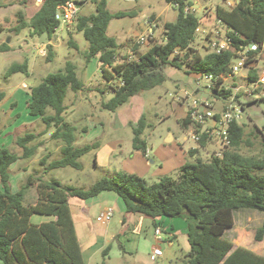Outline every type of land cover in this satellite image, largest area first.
I'll list each match as a JSON object with an SVG mask.
<instances>
[{
  "label": "trees",
  "instance_id": "obj_1",
  "mask_svg": "<svg viewBox=\"0 0 264 264\" xmlns=\"http://www.w3.org/2000/svg\"><path fill=\"white\" fill-rule=\"evenodd\" d=\"M68 0H46L38 5L35 14L28 20L20 11L18 23L10 30L20 33L25 28L30 33L41 36L46 32L49 39L59 28L55 17L60 4ZM83 4L87 0H76ZM95 3V12L77 14L72 25L77 32L83 33L89 42L85 53L87 61L99 55L102 74L111 83L115 77L120 82L110 85L113 96L102 102V107L116 111L131 97L159 86L166 80L165 66L177 68L184 65L188 71L198 74L226 75L234 55L227 50L221 53L206 51L201 54L192 44L196 40V29L200 19L192 8V0H167L177 10L173 21L164 23V41L154 42L150 48L138 53V43L134 42L132 56L125 55L119 60L117 40L108 34V26L114 17L125 16L127 12H111L107 0H91ZM216 20L227 29L232 46L240 49L250 43L264 41V0H240L234 7L218 4L215 10ZM4 26L0 24V33ZM69 45L78 48L71 37ZM132 44V43H131ZM47 58L54 57L53 45L46 44ZM10 50L8 43L0 45V51ZM136 54H138L136 56ZM22 72L29 74L28 60L13 62L5 76ZM250 80L257 78L255 70L249 72ZM222 79H219L218 83ZM84 83L77 73L76 64L68 60L63 69L48 73L40 83L31 87L27 103L29 114L40 116L46 129L40 133L26 132L17 138V144L23 153L18 155L8 147H0V260L2 264H86L76 234L74 219L70 210L69 198L89 199L103 191H113L123 200L126 211L139 213L152 218L185 217L188 220V240L190 250L171 264H264V256L254 250L238 246L224 236L225 231L234 225V211L255 209L264 213V133L261 136V148L257 153L245 154L241 149L251 144L246 139L245 123L235 120L231 123L230 146L221 156H212L205 160L197 157L187 161L179 168V176H163L156 182H149L136 173L119 171L111 176L96 180L89 188L64 185L59 179L44 180L30 176L19 190L11 186V166L20 158H30L38 146L32 141L54 127L53 139L63 142L61 157L46 166L47 170L73 167L83 168L81 156L100 146L99 141L82 146L75 145L76 127L64 116L65 99L68 90L78 92ZM212 92L217 98H227L231 90L214 87ZM6 93L0 90V102ZM240 94L236 95L238 102ZM258 99L248 100L252 104ZM246 103H242L245 107ZM52 108L54 113H47ZM188 117L181 123L188 127ZM133 125V148L146 155L147 141L142 138L146 127V118L142 115ZM208 144L207 134H203L199 145ZM199 149H191L195 154ZM45 159L41 160L44 164ZM36 185L37 199L25 204L28 190ZM54 216L52 220L41 223L32 222L33 215ZM156 226H159L157 224ZM255 240L264 238V219L255 231Z\"/></svg>",
  "mask_w": 264,
  "mask_h": 264
},
{
  "label": "rangeland",
  "instance_id": "obj_2",
  "mask_svg": "<svg viewBox=\"0 0 264 264\" xmlns=\"http://www.w3.org/2000/svg\"><path fill=\"white\" fill-rule=\"evenodd\" d=\"M107 1L111 12H127L125 16L114 17L108 26V34L113 36L119 44V60L125 55L132 56L134 42L139 37L144 36L145 41L138 44L136 50L138 53L147 51L154 42H163L165 39L164 23L173 21L175 14L178 13L167 0ZM226 2L227 0H192V8L195 9L200 21L205 15L208 19L207 28H215L218 26L214 16L216 6L220 4L226 7ZM95 10V3L87 0L80 5L79 14H90ZM157 13H161L158 19ZM0 24L4 26V30L0 33V45L3 42L10 45V50L0 51V90H3L10 100L17 89L24 92V95L18 93L19 104L15 109V112L20 113L19 121L25 124V128L19 130L20 135H24L26 132L40 133L46 129L40 116L29 114L23 100L26 92L28 91L30 94L31 87L40 83L48 73L60 71L64 68L65 63L71 60L76 64L78 77L84 83V88L77 94L71 89L68 90L69 96L64 116L76 127L77 146L95 141H99L100 146L80 157L79 160L82 162L83 168L76 169L70 166L56 168L52 171L53 176H57L64 183L87 189L96 178L111 176L119 171L132 172V168H138L149 182H156L163 176H172L173 178L179 176L180 167L176 166L177 160L183 162L196 160V156L191 155L190 152L191 145L197 144L188 136L191 127H185L181 121L187 116L194 99L209 98L221 101L208 87L207 79L204 76L188 71L190 67L187 65L177 68L167 64L164 68L166 80L163 84L134 95L116 111H110L102 107V102L108 101L113 96L114 92L110 85L115 86L120 82V79L115 77L109 83L104 78L99 55L92 56L87 61L85 53L89 48V42L83 33L77 32L72 27L70 29L66 26L60 27L54 33L51 43L54 57L48 59V48L39 41L37 36L30 33L29 28L21 30L20 33L11 32L13 18L9 22L0 19ZM150 24H156L153 33L148 30ZM203 36L204 34H198L192 44L201 54H205L207 51L208 43ZM71 37L78 43V48L69 45ZM129 44H131V48H129ZM42 46L47 51L44 56L39 54V48ZM25 60H28L29 64L30 73L28 75L17 72L8 77L5 76L7 68L13 62ZM185 90L192 94L191 97L183 96ZM257 94L254 93L252 98L258 99V101L252 104L246 102L240 120L241 124L245 123V137L251 143L245 144L241 149V152L245 154L257 153L261 148L262 134L259 130L262 129L264 133V98H256ZM176 95L177 97L181 95L184 98L177 99ZM73 97L76 98V103L72 106L70 102ZM179 101L182 102V105L179 104ZM219 106L221 107V104ZM47 113H54V110L48 108ZM142 115L146 118V127L142 138L147 141L150 155L144 154L145 157L140 154L141 158H134L133 154L136 153V150L133 148V125L129 123H137ZM32 119H36L35 122L31 123ZM54 129V127L49 128L40 139L44 140L43 146H47L54 154L53 157L56 158L60 156L58 148L60 141L48 138ZM109 145L115 146V150H111ZM8 148L17 152L14 146ZM215 148L216 145L212 143H208L204 148L200 147L201 157L205 160L211 159ZM40 158V154H38L36 159L40 160ZM37 160H31V164L28 165L31 171L36 172L35 174L38 172L34 170L40 167ZM47 177L50 178V176ZM72 198L77 200V197ZM248 211H254L252 225L256 226L260 221L258 213H262V215L264 213L255 209H248ZM38 217L41 216L34 215V219ZM119 220L120 218L118 219L116 216L113 218L115 226L112 229L127 231L126 234L132 236V224L127 223L121 228V224L117 222ZM256 229L253 231L248 229L245 234L247 237L245 241L247 244H251L250 246L254 244L252 240H255ZM228 235L229 233H227ZM148 244L150 245L148 240L142 237L140 248H145ZM162 247L165 248V244H162ZM176 254L180 256V247L176 249ZM176 258L174 261L177 260ZM0 263H2L1 260Z\"/></svg>",
  "mask_w": 264,
  "mask_h": 264
},
{
  "label": "crops",
  "instance_id": "obj_3",
  "mask_svg": "<svg viewBox=\"0 0 264 264\" xmlns=\"http://www.w3.org/2000/svg\"><path fill=\"white\" fill-rule=\"evenodd\" d=\"M38 8L39 6L33 0H0V19L9 22L13 18L12 27H14L18 23V12L21 11L26 19L29 20L35 14ZM156 16L158 19L161 16V13H157ZM203 16L204 17L201 19L200 23L202 27L207 28L208 19L205 17V15ZM176 17L177 13L174 16V20ZM155 25L156 24H150L148 30L151 33L154 32ZM53 36L54 34L52 35V38L49 39V43L53 42ZM37 37L40 41V36ZM130 46L131 44H129V48H131ZM18 93L24 95V92H20V90L17 89L12 95L11 100L8 99V96L6 95L4 100L0 102V147L14 146V148L17 149V152H13L20 155L22 148L17 144L16 140L19 136H21L19 130L25 128V124L24 122L19 121L20 113L15 112V109L19 104L17 100ZM26 93L27 94L24 96L23 101L27 107L30 95L28 91ZM68 96L69 91L65 99L66 107ZM75 103L76 98L73 97L70 105L73 106ZM179 104L182 105V102L179 101ZM35 120L36 119H32L30 121L33 123ZM126 123L128 124V121ZM50 137L51 136L48 138ZM40 138L41 137H38L30 143L32 146H38L36 153L32 157L20 158L17 162L12 164L10 168V181L13 191L19 190L30 176L42 178L44 180H50L53 178L59 179L57 176H53L52 171L54 169L46 171L45 168L50 162L61 157V147L63 142L59 139H54L60 141L58 144L60 156L54 158V154H52L47 146H43L44 140ZM75 145H78L77 140L75 141ZM17 146H19L21 149ZM191 146V149H199V151L195 154H190L196 156V158L201 157L200 147H196L200 145L194 144ZM109 147L111 150H115V146L109 145ZM38 154H40V160L36 159ZM140 154L143 153L139 150H136V153H134L133 156L134 158H141ZM43 159H45L44 164L41 162ZM31 160H37L39 162L40 167L34 170L38 172L37 174H35L36 172L31 171L28 166L31 164ZM184 163L185 162L181 160H177L176 166L181 167ZM129 173H136L140 176H143V174L140 172V169L138 168H132V172ZM47 176H50V178ZM69 179H71V177H69ZM98 179L99 178L93 180L92 184ZM62 183L64 185H73L70 183ZM36 185L37 184H34L28 190L24 199L25 204L34 203L36 201ZM112 192L113 191H103L97 196L89 199L77 198V200H74L72 197L69 198L70 210L74 219L76 234L86 264H171V262H173L176 257V259H179L182 257V253L188 252L190 250V243L187 235L189 225L188 220L185 217L163 216L157 218V220L154 221L152 218L143 214L126 211L122 198L117 193ZM108 207L113 208V213L110 219L108 221L98 220L99 214ZM253 214H255L254 211H248V209H239L234 211V225L225 231L224 236L233 242L234 248L238 246H244L264 256V238L260 241L253 239V246H250L251 244H247L245 241L247 238L245 234L248 229L253 231L255 228H258L264 219V215H262V213H258L260 215V221L256 226H253ZM40 216L41 217L34 219L33 215L31 218L32 222L41 223L55 218L54 216L47 215ZM115 216L118 219L120 218V220L117 222L121 224V228L127 223L132 224V236L126 234L127 231H122L120 229L116 231L112 229L113 226H115V224H113V218ZM157 224H159V226L162 228V240L158 239L156 234ZM227 233H229L228 236ZM142 237H145L148 240V243H150V245L148 244L145 248H140ZM162 244H165V248L162 247ZM155 247L162 248V256L155 258L152 257L153 249ZM178 247L181 248L180 256L176 254V249Z\"/></svg>",
  "mask_w": 264,
  "mask_h": 264
},
{
  "label": "built area",
  "instance_id": "obj_4",
  "mask_svg": "<svg viewBox=\"0 0 264 264\" xmlns=\"http://www.w3.org/2000/svg\"><path fill=\"white\" fill-rule=\"evenodd\" d=\"M37 5L44 3L46 0H33ZM240 0H227L226 7L232 8ZM79 11L78 2L76 0H68L58 6L55 17L59 22V28L66 26L70 29L77 17ZM218 26L215 28H204L201 23L196 29V33L204 34L203 38L207 40V51L221 53L223 51L231 50L234 55L229 64V72L226 75L214 76L213 74H203L207 79L208 87L225 88L231 90L227 98H219L218 100L194 99L189 109L187 116L191 121L188 127L189 138L195 143L199 144L203 134H207L208 143L216 145L213 150V156H221L230 146V125L233 121H240L244 106L248 100H252L254 93H258L256 98H264V41L262 43H250L236 49L232 46V39L227 34V29L218 21ZM221 25V26H219ZM58 28V29H59ZM57 29V30H58ZM145 41V37H139L135 40L140 44ZM46 46V44H44ZM44 46L39 48V54L46 55ZM255 70L257 78L250 80L249 72ZM245 73V75H243ZM243 76V77H242ZM219 79H222L218 83ZM242 81V82H241ZM240 94L238 102L236 95ZM191 93L184 91V97H191ZM181 95H176V98H184ZM221 104V107L219 106ZM150 155L148 150L146 156ZM113 213V208L108 207L103 210L98 220L108 221ZM156 234L158 239L162 240V228L156 227ZM163 250L161 247L153 249V258L162 256Z\"/></svg>",
  "mask_w": 264,
  "mask_h": 264
},
{
  "label": "water",
  "instance_id": "obj_5",
  "mask_svg": "<svg viewBox=\"0 0 264 264\" xmlns=\"http://www.w3.org/2000/svg\"><path fill=\"white\" fill-rule=\"evenodd\" d=\"M80 3L78 2V6L80 7ZM40 42L44 43V44H48L49 43V38H48V34L46 32L42 33L40 36Z\"/></svg>",
  "mask_w": 264,
  "mask_h": 264
},
{
  "label": "clouds",
  "instance_id": "obj_6",
  "mask_svg": "<svg viewBox=\"0 0 264 264\" xmlns=\"http://www.w3.org/2000/svg\"><path fill=\"white\" fill-rule=\"evenodd\" d=\"M44 44V43H43Z\"/></svg>",
  "mask_w": 264,
  "mask_h": 264
}]
</instances>
